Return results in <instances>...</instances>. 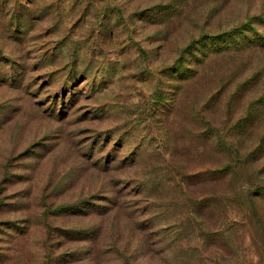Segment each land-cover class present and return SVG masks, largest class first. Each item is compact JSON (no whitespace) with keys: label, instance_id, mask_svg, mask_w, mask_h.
<instances>
[{"label":"rangeland","instance_id":"1","mask_svg":"<svg viewBox=\"0 0 264 264\" xmlns=\"http://www.w3.org/2000/svg\"><path fill=\"white\" fill-rule=\"evenodd\" d=\"M263 89L264 0H0V264H164L140 225ZM261 136L264 113L237 159Z\"/></svg>","mask_w":264,"mask_h":264},{"label":"trees","instance_id":"2","mask_svg":"<svg viewBox=\"0 0 264 264\" xmlns=\"http://www.w3.org/2000/svg\"><path fill=\"white\" fill-rule=\"evenodd\" d=\"M256 103L258 107H248V116L232 119L231 125L225 130H222L224 125L221 130L211 132L210 141L209 136H205L203 141L210 150V157L211 154L222 155L225 161L219 164L211 157L210 164L207 163L203 169L190 176L178 174L180 193L172 201L179 209L169 224L140 225L145 231H155L142 237L144 249L149 253V261L152 258L150 241L157 236L160 252L165 253L164 264H264V136L246 154L245 161L237 159L242 154L240 137L252 126L255 117L264 113V89ZM255 110L258 112L253 113ZM253 158L260 159L262 163L260 168L257 167L250 173L247 171V164ZM229 174L237 177L235 185L227 182L230 180L227 177ZM189 184L196 186L197 190L194 191V187L190 188ZM201 186L203 190L200 189ZM166 212L165 215H168V210ZM221 217H224L223 222L211 223L215 218ZM202 218H207L209 224L202 223ZM244 220H247V224ZM238 231L241 232L240 236L237 235ZM241 236L248 240L246 251L253 254L256 252L257 258L244 259L241 256V262L235 260L239 258L236 253L242 251L236 242ZM108 243L116 245V241L112 239ZM102 262L105 263L104 260Z\"/></svg>","mask_w":264,"mask_h":264}]
</instances>
